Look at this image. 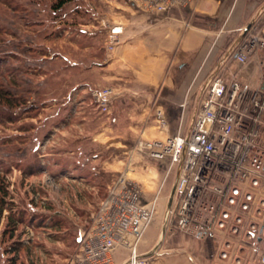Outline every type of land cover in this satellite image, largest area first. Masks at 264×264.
Masks as SVG:
<instances>
[{
	"label": "rangeland",
	"instance_id": "obj_1",
	"mask_svg": "<svg viewBox=\"0 0 264 264\" xmlns=\"http://www.w3.org/2000/svg\"><path fill=\"white\" fill-rule=\"evenodd\" d=\"M55 3L0 0V182L24 219L13 232L10 211L1 218L0 264H79L80 234L90 232L119 174L129 171L147 200L166 178L165 165L139 152L143 136L107 173V149L93 136L110 116L93 97L104 89L98 87V61L108 53L104 0H73L57 13ZM122 42L120 37L115 49ZM175 177L170 174L160 192L162 211ZM240 257L260 264L249 251Z\"/></svg>",
	"mask_w": 264,
	"mask_h": 264
},
{
	"label": "built area",
	"instance_id": "obj_2",
	"mask_svg": "<svg viewBox=\"0 0 264 264\" xmlns=\"http://www.w3.org/2000/svg\"><path fill=\"white\" fill-rule=\"evenodd\" d=\"M196 0H127L136 9L165 15L190 8ZM122 26L109 28L107 51L112 53L123 35ZM264 40L244 43L234 50L236 60L247 62ZM262 86L251 89L214 74L201 89L199 105L187 128L170 135L166 112H155L161 138L142 137L141 154L166 163L167 171L156 197L147 200L141 185L119 174L93 217L89 233H81L79 264H114L113 253L128 249L125 264H150L157 251L141 254L155 216L160 192L176 173L167 202L164 231L172 229L200 240L220 239L217 264H246L240 254L249 251L264 264V63ZM105 114L119 97L111 88L93 91ZM84 257V259H82ZM190 264H195L189 257Z\"/></svg>",
	"mask_w": 264,
	"mask_h": 264
},
{
	"label": "crops",
	"instance_id": "obj_3",
	"mask_svg": "<svg viewBox=\"0 0 264 264\" xmlns=\"http://www.w3.org/2000/svg\"><path fill=\"white\" fill-rule=\"evenodd\" d=\"M102 6L106 18L102 24L124 29L122 44L98 61L102 75L98 87L111 88L119 96L111 115L93 135L107 149V173L112 174V168L129 154L128 145L134 138H161L155 121L158 109L166 112L170 135L177 134L181 122L187 128L201 89L212 75L218 74L227 83L238 80L251 89L262 86L264 50L254 49L244 64L236 60L234 50L264 40V0H196L190 8L162 16L125 6L122 0H104ZM160 198L157 217L139 246L140 253L157 251L159 256L150 264H190L189 257L195 264H217L215 250L220 239L164 232L167 203L160 210L164 203ZM130 256L128 249H118L113 253L114 264H125Z\"/></svg>",
	"mask_w": 264,
	"mask_h": 264
},
{
	"label": "trees",
	"instance_id": "obj_4",
	"mask_svg": "<svg viewBox=\"0 0 264 264\" xmlns=\"http://www.w3.org/2000/svg\"><path fill=\"white\" fill-rule=\"evenodd\" d=\"M72 1L73 0H56V3L52 5V10L54 11V13H57L61 11L64 7H66V5L70 4ZM14 202L15 201L13 200L11 201L7 185L0 182V220L5 212L10 211L7 220L9 227L13 228V232L16 226L24 223L23 213L17 215L16 212H14Z\"/></svg>",
	"mask_w": 264,
	"mask_h": 264
},
{
	"label": "water",
	"instance_id": "obj_5",
	"mask_svg": "<svg viewBox=\"0 0 264 264\" xmlns=\"http://www.w3.org/2000/svg\"><path fill=\"white\" fill-rule=\"evenodd\" d=\"M250 28H251V27L249 26V27L247 28V31H246V32H248V31L250 30Z\"/></svg>",
	"mask_w": 264,
	"mask_h": 264
}]
</instances>
